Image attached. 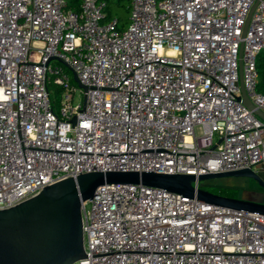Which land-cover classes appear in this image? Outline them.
I'll use <instances>...</instances> for the list:
<instances>
[{
    "label": "built area",
    "instance_id": "2783aa9c",
    "mask_svg": "<svg viewBox=\"0 0 264 264\" xmlns=\"http://www.w3.org/2000/svg\"><path fill=\"white\" fill-rule=\"evenodd\" d=\"M66 3L0 0V209L84 172L196 178L264 162V122L236 99L240 68L264 113V0H128L124 26L107 0ZM80 220L71 264H264V214L194 195L103 183Z\"/></svg>",
    "mask_w": 264,
    "mask_h": 264
},
{
    "label": "water",
    "instance_id": "95a60500",
    "mask_svg": "<svg viewBox=\"0 0 264 264\" xmlns=\"http://www.w3.org/2000/svg\"><path fill=\"white\" fill-rule=\"evenodd\" d=\"M254 6L255 3L247 18ZM71 73L78 86L85 89ZM239 86L240 96L236 99L264 122V113L254 108L244 93L240 68ZM226 176L252 178L264 189V178L250 167L201 174L196 178L153 171H92L45 185L34 196L0 209V264H71L83 257L81 202L91 198L96 187L103 183H141L183 196L194 195L206 203L264 214V202L260 200L219 195L191 184L195 179L201 182Z\"/></svg>",
    "mask_w": 264,
    "mask_h": 264
},
{
    "label": "trees",
    "instance_id": "16d2710c",
    "mask_svg": "<svg viewBox=\"0 0 264 264\" xmlns=\"http://www.w3.org/2000/svg\"><path fill=\"white\" fill-rule=\"evenodd\" d=\"M66 6L77 9L78 8V3L79 0H66ZM122 0H107V5L105 8L106 11V17L110 15H115L118 18L120 26H124L126 23L125 15L124 13L128 12V1L126 5L121 6ZM121 6V11L122 13H116L115 9L120 8ZM255 69H256V90L264 95V52L260 51L256 55L255 59ZM66 71L69 72L68 69ZM70 73V72H69ZM53 88V93L54 96L57 97L59 94V87L51 85ZM204 188L207 189L208 191L219 194V195H224V196H234V190H230V188L223 187L217 184H206L204 185Z\"/></svg>",
    "mask_w": 264,
    "mask_h": 264
},
{
    "label": "rangeland",
    "instance_id": "374dc122",
    "mask_svg": "<svg viewBox=\"0 0 264 264\" xmlns=\"http://www.w3.org/2000/svg\"><path fill=\"white\" fill-rule=\"evenodd\" d=\"M128 0H122V3H121V6H124L126 5ZM121 6L120 8L118 9H115L116 10V13H122L121 11ZM125 15V19L127 21V15H128V12L124 13ZM71 80H72V83L78 88V85L77 83L72 79V73H71ZM79 99H81V95L79 94V97L76 96L75 99H74V102H77L79 101ZM194 131L196 133H199L200 132V128L199 126H195L194 127ZM253 169L261 176L262 173L259 171V169L254 166ZM245 180L242 178V177H235V176H226V177H218V178H212V179H208V180H205V181H201L200 182V186H204L206 184H217V185H223V186H238V185H241V184H244ZM230 190H234V196L235 197H241V192L237 189H232L230 188Z\"/></svg>",
    "mask_w": 264,
    "mask_h": 264
},
{
    "label": "flooded vegetation",
    "instance_id": "af4514ba",
    "mask_svg": "<svg viewBox=\"0 0 264 264\" xmlns=\"http://www.w3.org/2000/svg\"><path fill=\"white\" fill-rule=\"evenodd\" d=\"M242 178L245 180L244 184L237 186V190L241 192V197L264 202V189L254 179Z\"/></svg>",
    "mask_w": 264,
    "mask_h": 264
},
{
    "label": "crops",
    "instance_id": "0c3cea01",
    "mask_svg": "<svg viewBox=\"0 0 264 264\" xmlns=\"http://www.w3.org/2000/svg\"><path fill=\"white\" fill-rule=\"evenodd\" d=\"M256 167L259 169V171L262 173V177L264 178V162L257 164Z\"/></svg>",
    "mask_w": 264,
    "mask_h": 264
}]
</instances>
